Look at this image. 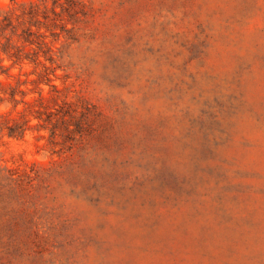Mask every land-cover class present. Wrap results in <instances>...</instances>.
Returning <instances> with one entry per match:
<instances>
[{"label": "rangeland", "instance_id": "374dc122", "mask_svg": "<svg viewBox=\"0 0 264 264\" xmlns=\"http://www.w3.org/2000/svg\"><path fill=\"white\" fill-rule=\"evenodd\" d=\"M80 1L0 52V264H264V0Z\"/></svg>", "mask_w": 264, "mask_h": 264}, {"label": "trees", "instance_id": "16d2710c", "mask_svg": "<svg viewBox=\"0 0 264 264\" xmlns=\"http://www.w3.org/2000/svg\"><path fill=\"white\" fill-rule=\"evenodd\" d=\"M12 1L15 5L0 12V52L11 61V66L24 62L34 64L36 79L49 81L48 73L55 68L51 42L61 33L71 35L73 26L68 27L67 23H74L79 11L85 12L83 4L80 0H52L50 5L44 0ZM33 26L43 27L45 31L38 33L39 29L34 30ZM38 65L41 71H36ZM0 68L4 70L1 65ZM22 128L17 132L21 134L25 129ZM9 129L12 133L15 131L13 127Z\"/></svg>", "mask_w": 264, "mask_h": 264}]
</instances>
